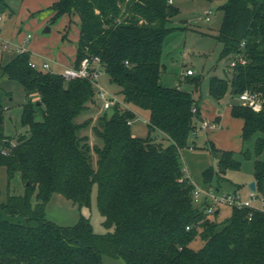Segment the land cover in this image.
<instances>
[{
    "label": "trees",
    "instance_id": "1",
    "mask_svg": "<svg viewBox=\"0 0 264 264\" xmlns=\"http://www.w3.org/2000/svg\"><path fill=\"white\" fill-rule=\"evenodd\" d=\"M50 7L53 22L78 15L74 64L98 56L129 107L117 103L111 115L104 110L101 126L92 127L100 143L92 145L81 134L92 119L76 121L95 103L89 79L67 80L33 67L30 50L8 60L0 54V77L24 89L21 123L28 128L15 142L4 132L9 106L0 94V167L9 179L19 173L25 183L24 193L5 199L0 186V264H104V254L126 264H264L263 211L255 210L250 219L248 208L228 207L220 220L222 212L207 214L192 201L193 184L180 154L201 120L194 96L201 78L186 74L192 91L160 81L163 42L179 6L170 0H56ZM221 8L217 38L223 56H233L235 63L230 79L211 77L210 92L219 98L229 87L232 96L250 89L264 98V0H227ZM130 105L148 111L147 136L133 133L128 121L136 113ZM231 114L243 119V147L220 149L207 141L217 163L203 170V185L219 188L227 170L241 167V153L255 157L254 180L264 193V104L256 111L235 102ZM152 131L162 132L167 143ZM251 139L253 150L244 147ZM94 184L105 232H95L85 215L73 225L46 218L52 193L90 206Z\"/></svg>",
    "mask_w": 264,
    "mask_h": 264
},
{
    "label": "rangeland",
    "instance_id": "2",
    "mask_svg": "<svg viewBox=\"0 0 264 264\" xmlns=\"http://www.w3.org/2000/svg\"><path fill=\"white\" fill-rule=\"evenodd\" d=\"M8 5L0 3V14L3 20L0 22L2 27L3 40L10 39L9 46L16 47L22 42V46L26 47L30 43L41 42L35 45L33 50L40 55L50 54L58 57L60 53L71 57L72 53L68 50L69 46L77 44V29L72 25L71 34H74L70 42H62L60 33L62 32V20L52 21L50 15L53 9L49 7L45 0H33L29 7L21 6L22 0H5ZM227 0H174V4L179 6L180 13L175 16L170 25L174 29L169 32L162 46V70L160 81L167 86L178 85L188 90H194V86L186 79V71L191 68L194 73L192 77L199 76L201 78L199 87L194 90V96L200 99L201 104L211 103L222 111L229 104L239 102L237 96H232L230 87L222 97H215L211 94L209 86L210 79L216 75L220 78L230 79L232 76L233 56H223V43L218 40L217 36L222 24L224 11L221 6ZM37 4V5H35ZM39 4V5H38ZM37 6V7H36ZM46 26H52L50 32L43 33ZM77 26V25H76ZM19 31V32H18ZM73 32V33H72ZM20 33V34H18ZM32 35L27 40V34ZM43 60L42 56L38 57ZM239 58V57H238ZM50 60V59H49ZM50 63H53L50 60ZM49 70V69H46ZM99 85L109 93H115L122 100L120 94V85L113 81L110 75L103 70L99 75ZM0 94L3 101L9 106L5 112L4 132L12 135L13 142L21 132H25L28 128L21 123L22 104L25 101V92L22 85L7 77H0ZM208 101V102H207ZM122 106V105H121ZM131 106V105H130ZM125 107V106H124ZM136 111V117L132 123V131L138 136H147L148 134V111L141 110L131 106ZM108 115L113 113V109L107 110ZM104 114L100 101L95 97V103H90L88 108L82 111L76 121L82 122L91 118V124L81 131L82 135L88 134L90 143H100L95 136L92 127L94 125L101 126V116ZM38 118L41 114L38 113ZM152 136L164 144L162 132L152 131ZM189 146L181 150L180 160L186 175L192 177L194 182L203 185L202 172L205 168L216 165L217 158L211 153L207 143L201 146H195L190 138ZM254 140L251 139L245 144V148L253 150ZM240 147L242 148L243 145ZM236 157L241 160L239 169H229L226 172L227 180H222L221 189L223 191H238L244 196L249 193L248 184L254 179V156L244 158L241 153H236ZM96 155L94 154V162ZM0 186L1 198L5 199L8 193L22 194L25 191V183L19 173L12 178H8L6 167H0ZM35 201V194L33 196ZM46 218L54 221L59 225H73L77 223L81 215L90 218L95 232H105L107 228L103 225L104 216L100 213L97 205V185L94 184L91 193L90 206H80L78 203L67 198L59 192H54L50 196L46 207ZM229 213V208H223L220 220L224 219ZM200 243L198 242L197 245ZM104 264H126L125 261L118 257L103 255Z\"/></svg>",
    "mask_w": 264,
    "mask_h": 264
},
{
    "label": "built area",
    "instance_id": "3",
    "mask_svg": "<svg viewBox=\"0 0 264 264\" xmlns=\"http://www.w3.org/2000/svg\"><path fill=\"white\" fill-rule=\"evenodd\" d=\"M171 1V0H170ZM3 20L2 15L0 14V22ZM2 27L0 25V43L4 47L9 45L8 41L2 40ZM32 35L27 34V39ZM27 50L24 47L18 48V52ZM239 61L244 63L246 59L243 56H239ZM235 61H232V65ZM30 64L36 68L50 69V64L45 61L41 64H38L33 59L30 61ZM104 70L101 59L98 56H91L88 59L83 60L80 65H75L74 63L67 66L61 73L67 79L74 78H87L89 79L96 88V98L100 101L102 110H107L117 103H121L125 107H129L118 95L115 93H109L104 90L99 85V75ZM194 71L189 68L185 74H193ZM237 98L240 103L251 107L256 111H260L263 108L264 98L262 95L256 91L246 89L243 92L237 94ZM194 111L196 108L193 109ZM129 124L133 123V120L128 121ZM203 125L207 126L208 122L203 121ZM214 126V124H212ZM184 170V172H186ZM186 175V174H185ZM189 179V182L193 184L192 188V201L194 205L199 207L202 211L207 214H212L215 211L223 212L225 207H237V208H248L249 213L248 217L251 219L253 212L255 210H260L264 212V193H259L256 190H251L249 188V193L247 196H244L238 191H223L220 188H216L214 185H201L194 182V180L186 175ZM183 181L184 179L181 178ZM189 227V226H188Z\"/></svg>",
    "mask_w": 264,
    "mask_h": 264
},
{
    "label": "crops",
    "instance_id": "4",
    "mask_svg": "<svg viewBox=\"0 0 264 264\" xmlns=\"http://www.w3.org/2000/svg\"><path fill=\"white\" fill-rule=\"evenodd\" d=\"M32 1L33 0H22L21 6L29 7V6H31L30 4H32L31 3ZM45 1H46L47 5L50 7V5L56 0H45ZM171 2L174 3V0H171ZM35 5H37V4H35ZM53 14H54V11L50 15V17H52ZM59 19L62 20V32L60 33L61 34L60 39L62 40V42H68V41L70 42L72 40L70 38V36L73 37V35L75 34V33L71 34L72 25H74L75 28L77 29L75 37H76L77 42H78V39H79V23H80V19H79L78 15H76V14H71V15L64 14ZM51 29H53L52 26L50 27V31H51ZM18 34H20V33H18ZM3 37L5 38V36H3ZM31 37L29 39H31ZM4 38H2V40ZM7 40L10 41V39H8V38H7ZM44 41L45 40L42 39L41 42H36L35 44L30 43L26 47L22 46L23 45L22 42L20 43V45H17L16 47H11L9 45L7 47H4L2 45V43H0V54L3 56L4 60H8L18 52L19 46L24 47L25 49L30 50L32 52V59L34 61H36L38 64H41L42 62L47 61L50 64L49 70H51L53 72H58V73H61L67 66L74 63L75 56H76L77 44H74V46L68 47V50H70V53H72L71 57L66 56L62 52L56 58L54 56H51L50 54H46V52H45V54L42 53V55H40L38 52H35L33 50L34 49L33 47L35 45L43 43ZM9 44H10V42H9ZM39 56H42L43 60L40 61V59L38 58ZM49 59L52 60L53 63H50L51 61ZM179 85H182L181 82L179 83ZM231 105L232 104H229L226 107V109L224 111H222L221 109L212 105L209 102L206 104H201V106H200L201 107V120H199V123H198L196 130L193 132V134L191 136V140L193 142L192 143L193 145L201 146V144L207 143V141H212L214 143V145L220 149H230V150H235V151H239L241 149L240 145L242 146L241 132H242V127H243V119L232 116ZM147 118H148V116H147ZM203 121H207L208 125L204 126ZM212 124H214V126H212ZM187 171H188V169H187ZM220 187H221V185H220Z\"/></svg>",
    "mask_w": 264,
    "mask_h": 264
},
{
    "label": "water",
    "instance_id": "5",
    "mask_svg": "<svg viewBox=\"0 0 264 264\" xmlns=\"http://www.w3.org/2000/svg\"><path fill=\"white\" fill-rule=\"evenodd\" d=\"M50 31V26H46L44 29H43V32L44 33H47ZM248 187L251 189V190H256V181L255 180H252L249 182L248 184Z\"/></svg>",
    "mask_w": 264,
    "mask_h": 264
}]
</instances>
